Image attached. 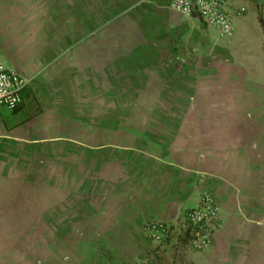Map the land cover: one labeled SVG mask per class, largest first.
Returning a JSON list of instances; mask_svg holds the SVG:
<instances>
[{"label":"crops","instance_id":"1","mask_svg":"<svg viewBox=\"0 0 264 264\" xmlns=\"http://www.w3.org/2000/svg\"><path fill=\"white\" fill-rule=\"evenodd\" d=\"M224 10L233 35L241 34L243 41H250L247 27L257 19L264 55V0H228ZM219 41L196 15L170 10L168 0H0V60L29 80L19 109L0 108V150L63 140L42 136L44 123L52 117L67 120L75 107L97 116L110 108L178 117V125L164 130L171 133L166 138L143 139L145 147H153L140 151L151 164V190L138 201L135 231L146 240L141 224L150 219L174 227L182 211L210 191L222 209L210 247L196 252L171 239L162 248L165 254H174L177 264H264V191L245 194L233 167L228 170L227 162L210 152L209 127L188 126L190 117L215 114L199 102L219 92L228 98L227 86L242 85L248 94L251 86L264 85V77H251L249 58L242 64L233 59L231 43L228 59L219 61ZM109 101L115 104L107 107ZM139 101L151 103L121 104ZM106 131L98 124V133ZM116 231L133 239L123 224Z\"/></svg>","mask_w":264,"mask_h":264},{"label":"rangeland","instance_id":"2","mask_svg":"<svg viewBox=\"0 0 264 264\" xmlns=\"http://www.w3.org/2000/svg\"><path fill=\"white\" fill-rule=\"evenodd\" d=\"M261 27L251 21L250 41L241 34L219 41L218 60L228 59L231 43L233 59L242 64L249 58L251 77L261 80ZM227 87L228 98L219 92L199 102L215 114L190 117L188 126L209 127L210 152L225 160L228 170L233 167L245 194L257 196L264 191V85L251 86L248 94L242 85ZM144 103L151 102H121L123 108ZM140 112L107 108L105 116H97L75 107L67 120L52 117L44 123L42 136L63 140L0 150V264H177L174 254L140 238L135 227L138 201L151 190V164L141 152L153 147H145L143 139L166 138L171 133L164 130L181 119ZM98 124L105 125V135L97 132ZM145 128L148 132H141ZM121 224L133 239L117 233ZM128 258L138 261H123Z\"/></svg>","mask_w":264,"mask_h":264},{"label":"built area","instance_id":"3","mask_svg":"<svg viewBox=\"0 0 264 264\" xmlns=\"http://www.w3.org/2000/svg\"><path fill=\"white\" fill-rule=\"evenodd\" d=\"M228 0H168V8L182 16L196 15L212 28L219 39L228 41L233 36L231 19L225 13ZM28 80L0 60V108L10 112L23 104V92ZM222 209L210 191H202L197 204L185 209L173 227L162 220L150 219L141 224L145 239L164 246L170 241L185 242L193 251L207 250L222 225ZM172 239V240H171Z\"/></svg>","mask_w":264,"mask_h":264}]
</instances>
